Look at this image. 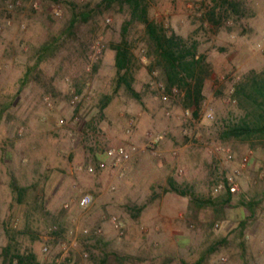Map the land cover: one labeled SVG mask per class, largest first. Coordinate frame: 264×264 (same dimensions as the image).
Here are the masks:
<instances>
[{
	"label": "rangeland",
	"instance_id": "rangeland-1",
	"mask_svg": "<svg viewBox=\"0 0 264 264\" xmlns=\"http://www.w3.org/2000/svg\"><path fill=\"white\" fill-rule=\"evenodd\" d=\"M240 1L245 9L241 18H223L215 25L207 15L222 0H152L151 15L170 31L197 38L214 69L204 89V107L190 119L185 135L180 117L187 108L184 92L162 99L159 85L164 79L159 70L149 69L141 26L131 33L139 59L134 86L141 99L121 89L100 111L101 97L114 87L111 44L120 39L126 16L114 11L97 14L79 28L76 39L44 60L22 87L38 46L61 32L71 12L64 2L0 0V264L11 226L24 230L19 236L22 248L33 249L44 264L59 256L64 245L75 252L74 264H99L103 253L112 250L134 256L125 264H196L201 257L202 264H218L222 256L227 257L226 264H264V151H253L247 143L233 151L216 132V122L237 113L229 96L233 83L264 67V0ZM97 41L103 43L104 53L94 72L87 69L91 60L80 47L90 42L91 48ZM77 85L83 87V99L76 105L71 91ZM10 101L12 105L3 111ZM208 112L213 118H206ZM160 131L167 132L159 144L163 158L141 150ZM121 143L138 149L122 177L110 166L97 173L88 171L89 164L106 157L108 147ZM220 144L233 151L232 160L216 151ZM174 149L177 157L171 156ZM250 152L248 166L237 176L240 190L212 229L208 226L216 215L213 207L195 217L188 197L165 191L168 178L174 176L195 184L205 196H217L223 190L215 192L210 180L234 174ZM14 181L37 185L46 212L27 220L24 205L15 199ZM85 192L93 194L94 203L82 209L77 201ZM253 199L258 205L251 217L247 203ZM134 205H145L136 217ZM113 215L124 224L123 235L115 229ZM246 218L243 240L239 229ZM55 220L62 225L59 236L52 232ZM97 228L102 232L96 233ZM94 236L102 242H95Z\"/></svg>",
	"mask_w": 264,
	"mask_h": 264
},
{
	"label": "trees",
	"instance_id": "trees-1",
	"mask_svg": "<svg viewBox=\"0 0 264 264\" xmlns=\"http://www.w3.org/2000/svg\"><path fill=\"white\" fill-rule=\"evenodd\" d=\"M13 2L20 0H12ZM27 1V0H21ZM41 3L47 1L64 2L70 9V18L65 27L57 35L50 36L40 46L36 53L37 59L21 81V86H25L31 73L39 68L41 63L54 56L60 46L66 42L77 38L79 28L88 23L92 18L100 13H111L112 11L125 15L121 28L120 39L111 44L115 51L116 75L112 92L104 94L100 99L99 109L104 111L112 102L116 94L124 89L136 99H141V93L134 86L136 64L138 58L134 51V40L131 38L132 30L142 27V42L145 47V57L149 59V69L159 70L164 79L165 91L171 92L174 87L184 92V105L193 109V116H199L206 95L204 92L206 82L214 74V69L205 53L200 51V41L194 36L185 37L165 27L164 23L151 15L152 0H100L93 4L92 1L78 3L72 0H39ZM245 12L244 3L240 0H222L221 4H215L208 12L207 20L218 25L220 21L230 18H241ZM90 43V42H89ZM89 43H82L80 52L86 57L90 53ZM99 62L94 63L93 71L96 72ZM76 92L81 94L83 87L77 85ZM231 101L235 102L237 113L232 112L228 117L216 122V132L220 142L231 146L232 150L240 144L247 143L253 151H264V67L261 70H250L233 83ZM12 105L10 101L4 106L7 109ZM2 111V112H3ZM117 145V144H116ZM101 159L98 158L96 162ZM221 179V177H220ZM219 176L210 180V187L219 182ZM12 189L16 194L15 199L20 205H24V212L27 220L32 219L37 213H45V201L42 193L38 191L37 185H20L17 181L12 183ZM165 191H171L184 197H188L193 215L198 217L201 210L213 207L216 212L215 217L209 223L212 229L215 219L220 217L224 207L231 203L234 192L225 179V188L217 196L208 194L207 196L196 190V185L188 181H178L174 176L168 178V187ZM242 203H245L243 197ZM251 217L256 213L258 202L253 199L249 201ZM134 216H139L145 205H134ZM249 218V217H248ZM241 222L240 235L245 238L247 229V219ZM52 225L57 229L52 232L59 236L62 225L58 221H53ZM53 227V228H54ZM24 230L11 226L7 229L8 242L1 252L2 264H44L37 253L26 247L22 248L19 236ZM33 238H35L33 236ZM95 242H102L100 236H94ZM91 239V238H87ZM243 242V241H242ZM87 250L90 247L84 242ZM93 255V253H91ZM75 252L71 249L73 260ZM205 256V255H204ZM134 258L131 254H123L118 251L104 252L100 257L99 264H125ZM204 257H201L196 264H202ZM74 262V261H73ZM49 263V262H48ZM46 263V264H48Z\"/></svg>",
	"mask_w": 264,
	"mask_h": 264
},
{
	"label": "built area",
	"instance_id": "built-area-1",
	"mask_svg": "<svg viewBox=\"0 0 264 264\" xmlns=\"http://www.w3.org/2000/svg\"><path fill=\"white\" fill-rule=\"evenodd\" d=\"M103 53H104L103 43H101L100 41H97L96 43H93L91 45L90 53L88 56L89 59L91 60V64L87 66L88 70H92L93 64L101 60V58L103 57ZM159 86L163 91L162 99L164 101H167L170 95L176 94L177 92L180 91L178 88L174 87L171 92L167 93V91L164 90L165 89L164 83H160ZM71 95H72L73 104L77 105L83 99L82 93L81 94L77 93L75 88L72 89ZM167 115H170V112H167ZM180 117L182 118V121L184 124L183 133L187 135L189 132L188 124H190L191 122L190 119L193 118V109L190 107L185 108L183 114ZM78 118L79 116L77 115L76 120H78ZM206 118H213V114L211 112H208L206 114ZM133 124H134V119L131 118L129 121V126L132 127ZM166 138H167V132L160 131L156 133L155 135H153L148 145L142 148L141 150L145 151L149 149L154 156H157L158 158H163L165 154H164V151L161 148H159V144L162 143ZM137 150L138 149L136 146L129 148L124 143L117 144V145H111L105 151L106 157L99 159L96 163L89 164L88 171L90 173H97L98 171L105 170L106 168L110 166L114 171L117 172L118 176L122 177L128 168V162L131 160L133 154ZM216 151L223 153L225 155L226 160L230 161L234 158V153L229 147H226L220 144L216 147ZM251 154L252 152L243 156V158L241 159L240 167L239 169L235 171L234 174L221 176V179L219 180V182L215 184L214 186L215 192H219L225 188L226 178L233 192L240 190L237 176L240 175L242 170H244L248 166L251 160ZM177 155H178V151L176 149L171 151L172 157H177ZM182 172L183 170L180 168L179 173L182 174ZM110 188L114 189L115 185H111ZM93 203H94V196L90 192L83 193L82 196L77 201L78 207L82 209L89 208ZM66 207H70V203H67ZM111 221L115 229L118 231L119 235H123L124 234V224L122 223V221L115 215L111 217ZM216 225H218V223ZM54 229H57V227L55 226ZM84 231L88 232L87 229H85ZM95 232L101 233L102 229L97 228ZM48 249H49L48 246H45L43 250L44 252H47ZM84 255L88 256V253L85 252ZM70 257H71V248L69 246L64 245L62 253L59 256L52 259L48 264H74L73 260H71ZM226 262H227V257L222 256L218 264H226Z\"/></svg>",
	"mask_w": 264,
	"mask_h": 264
},
{
	"label": "crops",
	"instance_id": "crops-1",
	"mask_svg": "<svg viewBox=\"0 0 264 264\" xmlns=\"http://www.w3.org/2000/svg\"><path fill=\"white\" fill-rule=\"evenodd\" d=\"M104 158H105V156H104Z\"/></svg>",
	"mask_w": 264,
	"mask_h": 264
}]
</instances>
